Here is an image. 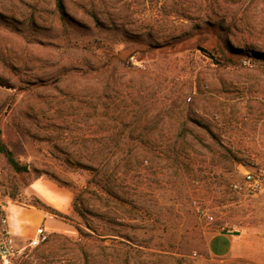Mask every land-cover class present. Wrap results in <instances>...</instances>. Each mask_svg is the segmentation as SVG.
Wrapping results in <instances>:
<instances>
[{
	"label": "rangeland",
	"instance_id": "obj_1",
	"mask_svg": "<svg viewBox=\"0 0 264 264\" xmlns=\"http://www.w3.org/2000/svg\"><path fill=\"white\" fill-rule=\"evenodd\" d=\"M63 8L0 0V137L29 168L0 156V201L45 175L75 209L0 264H264V184L230 188L264 167V0Z\"/></svg>",
	"mask_w": 264,
	"mask_h": 264
},
{
	"label": "crops",
	"instance_id": "obj_2",
	"mask_svg": "<svg viewBox=\"0 0 264 264\" xmlns=\"http://www.w3.org/2000/svg\"><path fill=\"white\" fill-rule=\"evenodd\" d=\"M32 198L40 200L66 217H70L74 212V194L68 186L59 184L45 175L31 178L20 187L14 199L5 196V199L0 201V210L3 214L0 232H7L17 245L28 243L30 239L36 237L38 229H42L46 234L62 233L68 230V219L25 204ZM219 236L226 239L227 246L222 252L214 253V248L211 247L212 241ZM208 247L210 253L216 257L226 256L232 251L231 241L221 233L214 234L210 238Z\"/></svg>",
	"mask_w": 264,
	"mask_h": 264
},
{
	"label": "built area",
	"instance_id": "obj_3",
	"mask_svg": "<svg viewBox=\"0 0 264 264\" xmlns=\"http://www.w3.org/2000/svg\"><path fill=\"white\" fill-rule=\"evenodd\" d=\"M264 184V167L254 166L251 169H246L243 173V184L232 183L231 190L238 194H243L245 197H251L256 194V192ZM193 205L197 210V214L200 218L204 219L206 223L211 224L213 222V215L208 211V209L201 208L198 206L196 201H193ZM47 239V234L42 230L38 229L36 237L30 239L26 244V247H36L41 243L45 242ZM24 248V247H23ZM22 247H18L12 236L7 232H0V260L3 263H7L11 258L17 255Z\"/></svg>",
	"mask_w": 264,
	"mask_h": 264
},
{
	"label": "trees",
	"instance_id": "obj_4",
	"mask_svg": "<svg viewBox=\"0 0 264 264\" xmlns=\"http://www.w3.org/2000/svg\"><path fill=\"white\" fill-rule=\"evenodd\" d=\"M55 7H56V12L58 13V16L60 17V19H63L65 17V13H64V8H63V0H55ZM240 53H242L241 51H239ZM186 133V131H181L180 135H184ZM0 156H2L3 160L5 161V163L15 172V173H27L29 168L27 165H22L20 164L14 157V154L12 152V150H10L8 148V146L2 141L1 137H0ZM54 180V179H53ZM58 183V182H57ZM12 199H14L15 197L12 196ZM18 201H20V199H18ZM25 204L34 206L38 209L44 210L54 216L57 217H61L63 219H69V217L63 216L62 214L58 213L57 211H55L54 209L50 208L49 206H47L46 204H44L43 202H41L40 200L36 199V198H32L29 201L25 202ZM74 201H73V211H74ZM1 214V219H3V214ZM80 233L84 234L82 231H79Z\"/></svg>",
	"mask_w": 264,
	"mask_h": 264
},
{
	"label": "water",
	"instance_id": "obj_5",
	"mask_svg": "<svg viewBox=\"0 0 264 264\" xmlns=\"http://www.w3.org/2000/svg\"><path fill=\"white\" fill-rule=\"evenodd\" d=\"M211 58H212V56H211Z\"/></svg>",
	"mask_w": 264,
	"mask_h": 264
}]
</instances>
